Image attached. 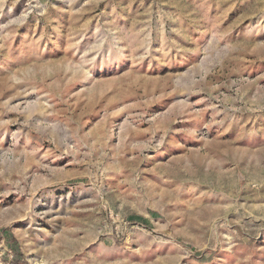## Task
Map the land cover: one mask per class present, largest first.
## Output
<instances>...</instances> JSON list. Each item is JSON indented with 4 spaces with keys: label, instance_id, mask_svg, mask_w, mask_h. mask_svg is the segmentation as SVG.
I'll use <instances>...</instances> for the list:
<instances>
[{
    "label": "rangeland",
    "instance_id": "obj_1",
    "mask_svg": "<svg viewBox=\"0 0 264 264\" xmlns=\"http://www.w3.org/2000/svg\"><path fill=\"white\" fill-rule=\"evenodd\" d=\"M0 264H264V0H0Z\"/></svg>",
    "mask_w": 264,
    "mask_h": 264
}]
</instances>
